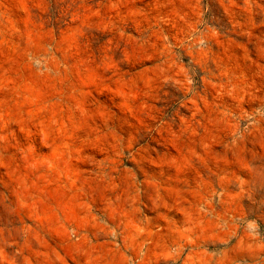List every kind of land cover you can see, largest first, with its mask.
Wrapping results in <instances>:
<instances>
[{"label": "rangeland", "instance_id": "1", "mask_svg": "<svg viewBox=\"0 0 264 264\" xmlns=\"http://www.w3.org/2000/svg\"><path fill=\"white\" fill-rule=\"evenodd\" d=\"M0 264H264V0H0Z\"/></svg>", "mask_w": 264, "mask_h": 264}]
</instances>
